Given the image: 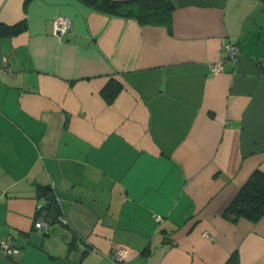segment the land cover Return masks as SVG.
<instances>
[{
  "label": "crops",
  "instance_id": "crops-1",
  "mask_svg": "<svg viewBox=\"0 0 264 264\" xmlns=\"http://www.w3.org/2000/svg\"><path fill=\"white\" fill-rule=\"evenodd\" d=\"M169 1L0 0V264H264V216H222L264 171V0Z\"/></svg>",
  "mask_w": 264,
  "mask_h": 264
},
{
  "label": "trees",
  "instance_id": "trees-1",
  "mask_svg": "<svg viewBox=\"0 0 264 264\" xmlns=\"http://www.w3.org/2000/svg\"><path fill=\"white\" fill-rule=\"evenodd\" d=\"M94 8L138 19L142 23L169 24L173 4L169 0H80ZM9 27L0 34L9 33ZM47 216L52 219L57 208L53 201L47 206ZM222 216L232 222L246 218L257 222L264 216V171L255 169L238 189L235 197L222 212ZM233 258H236L234 256Z\"/></svg>",
  "mask_w": 264,
  "mask_h": 264
},
{
  "label": "built area",
  "instance_id": "built-area-1",
  "mask_svg": "<svg viewBox=\"0 0 264 264\" xmlns=\"http://www.w3.org/2000/svg\"><path fill=\"white\" fill-rule=\"evenodd\" d=\"M70 27V21L67 17L64 16H56L54 18V28L56 34H60L65 32ZM240 53V48L237 44L234 43H226L224 46V52L217 61L212 64L213 71H219L222 68V64L224 61H232L234 62ZM261 70H264V60L260 63ZM60 220L64 223H67L65 218L60 217ZM50 223V218L47 216V209L45 207L39 208L36 219L34 221V227L41 231L42 233H46L48 229V225ZM0 249L9 255H15L19 252V248L13 246L7 239L0 240ZM125 260V248L123 246H116L113 248L112 253V264H123Z\"/></svg>",
  "mask_w": 264,
  "mask_h": 264
}]
</instances>
